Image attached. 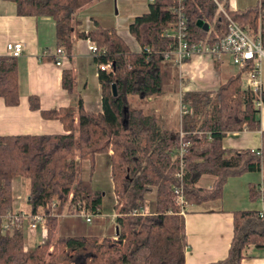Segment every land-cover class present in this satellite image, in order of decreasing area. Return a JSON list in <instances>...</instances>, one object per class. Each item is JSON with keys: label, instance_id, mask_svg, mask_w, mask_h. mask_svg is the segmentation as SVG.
<instances>
[{"label": "trees", "instance_id": "trees-1", "mask_svg": "<svg viewBox=\"0 0 264 264\" xmlns=\"http://www.w3.org/2000/svg\"><path fill=\"white\" fill-rule=\"evenodd\" d=\"M13 1L17 14L51 16L57 47L70 50L73 15L92 0ZM220 2L243 27L254 31L260 27L264 46V0L235 10ZM175 7L176 0H150L147 9L133 18L128 30L140 44L139 51L131 50L112 27L97 25L88 32H77L104 47L98 60L112 61L111 71L97 72L101 110L86 109L81 100L77 110L71 106L42 109L38 96L30 94V107L39 108L44 117L58 118L69 132L0 135V213L16 207L14 183L25 178L26 212H40L46 224V240L29 247L24 246L27 220L5 230L0 224V264H184L188 247L185 218L179 213L173 186L180 183L188 203L200 204L220 197L226 178L244 171H262V181L250 186V197H263V207L234 212L228 255L208 264H242L250 244L264 247V129L255 95L242 86L241 73L229 76L213 90H184L181 100L186 110L172 113L167 106V117L155 105L144 107L131 100L136 96L147 101L178 91L183 76L178 65L163 56L164 50L174 46V39L162 34L176 19ZM185 14L193 41L213 42L227 31L226 19L214 0H185ZM199 21L208 23L209 29ZM62 79L63 86L71 90V71L63 70ZM0 96L7 105L18 103L16 56L0 54ZM242 129H261V146L223 147L227 131ZM182 141L189 144L182 155L180 179L176 151ZM97 153L109 154L114 207L119 212L115 230L104 235L82 217L60 222L64 209L70 215L77 212L78 203L94 214L100 212L102 191L91 185ZM82 160L89 161L84 176L78 172ZM203 175L214 177L210 187L198 184ZM143 208L147 211L141 212ZM81 221L80 229L77 223ZM58 222L59 235L52 239Z\"/></svg>", "mask_w": 264, "mask_h": 264}, {"label": "crops", "instance_id": "crops-1", "mask_svg": "<svg viewBox=\"0 0 264 264\" xmlns=\"http://www.w3.org/2000/svg\"><path fill=\"white\" fill-rule=\"evenodd\" d=\"M114 1L92 0L75 11L72 46L70 50L65 48L66 56L62 63L57 65L54 62V49L57 47L54 19L47 15L17 14L13 0H0V54H7L6 45L8 42L23 44L22 53L16 56L19 100L17 104L7 105L0 96V135L69 132L58 118L44 117L39 108L30 107V94L38 96L42 109L71 106L77 110L78 102L81 100L86 109L101 110V87L95 70V60L88 50L87 37L79 36L77 32H88L97 25L112 27L126 41L131 50L139 51L141 46L129 32L128 25L136 15L147 9L150 0H135L134 10L126 13L122 19H119L120 15L116 14L115 23H113L110 18L102 19L103 15L100 12L111 13ZM122 1L124 4L125 0ZM219 1H225L231 10L243 9L247 5H252L247 0ZM90 8H94L93 11L88 12L89 15L83 16V12ZM96 9L101 10H98L101 15L97 13L98 16H94L93 13ZM209 27L208 24V29ZM178 68L179 74L184 76L186 81L185 90H213L223 82L220 79V74L228 78L240 72L238 65L234 64L227 55L216 59L209 54H195L183 63L181 68ZM214 69L218 70V74L213 73ZM63 70H70L72 73L71 90L63 86ZM207 81H212L213 86H206ZM155 108L160 111L159 106L155 105ZM259 116L261 129H264V105L260 108ZM77 120V115H75L74 122L77 123ZM261 129L227 131L222 138V145L232 148H259L261 146ZM95 157H104V161L109 163L110 167L108 153H97ZM82 161L89 163L88 160ZM262 176V171H244L228 176L223 184L220 197L200 204H190L188 211L184 213L188 240L184 264H208L228 255L233 237L234 212L241 209H261L263 207L260 198L257 201L250 197L251 184L261 182ZM213 178L212 175H203L198 184L210 187ZM21 179H17V183L15 181V190ZM109 189H111L109 192L113 194V210L115 211L116 195L113 192L112 179ZM105 194L106 192H102V200ZM257 203L259 204L257 205ZM95 215L98 216L97 219L100 222L103 220L102 224L94 218ZM95 215L92 217L95 223H92L94 227L90 226L91 229H101L102 235L111 229L112 232L115 230V218H110L109 224L105 223L101 207L100 212ZM91 222L85 223L89 226ZM45 240L46 230L43 231L41 225L40 229L38 226L33 234L26 231L27 247ZM241 263L264 264V247L256 248L250 244L241 258Z\"/></svg>", "mask_w": 264, "mask_h": 264}, {"label": "built area", "instance_id": "built-area-1", "mask_svg": "<svg viewBox=\"0 0 264 264\" xmlns=\"http://www.w3.org/2000/svg\"><path fill=\"white\" fill-rule=\"evenodd\" d=\"M214 1L226 19V33L213 42L205 39H199L197 41L191 40L187 31L185 0H176V19L162 32L164 36L174 39V46L170 49L164 50L163 56L172 59L178 67H181L183 63L195 54H209L216 59L226 55L229 56L231 61L238 65L243 86L254 93V104L260 109L264 103V91L261 78V63L264 60V46L261 42L260 27H258L256 31L251 28L243 27L229 15L226 8L219 0ZM86 39L88 50L96 59V73L98 70H104L107 72L111 71V60H98V58L104 53V47L97 45V43L91 38ZM6 48L7 54L18 56L22 53L23 44L21 42H8ZM145 49L147 51L150 50L149 47H146ZM54 50V62L57 65H60L63 58L66 56V50L64 47L59 46L55 47ZM179 108L180 112L186 110V105L183 104L181 98ZM188 144V141H182L176 151V155L180 157V169L176 172V176L180 179H182L184 172L182 155ZM173 192L176 203L179 206V213L184 214L188 211L190 204L184 196L182 185L180 183L175 184L173 186ZM260 199L263 202V197ZM146 211L147 209L143 208L141 212ZM76 214L84 218L87 222H90L93 215H95L83 204L79 203ZM118 215L119 212L115 210L112 216L115 218ZM23 220H27L26 228L32 234L36 231L39 225H41L43 231L46 230L45 218L40 212L30 214L15 207L14 209L0 213V224L1 228L4 230L20 226ZM24 246L27 247L26 243H24Z\"/></svg>", "mask_w": 264, "mask_h": 264}, {"label": "rangeland", "instance_id": "rangeland-1", "mask_svg": "<svg viewBox=\"0 0 264 264\" xmlns=\"http://www.w3.org/2000/svg\"><path fill=\"white\" fill-rule=\"evenodd\" d=\"M247 1L251 2V4L254 5L259 0H247ZM134 3H135V0H125L124 4H123L122 0H115L112 4V12L111 13L102 12L99 9L98 10L101 11L100 13L103 15L102 19L110 18V21L115 23L116 14H119L120 15L119 19H122L123 17H125L126 13L132 12L134 10V7H133ZM247 6H249V5H247ZM144 7H145V4H144ZM93 9L94 8H90V9H87V11H84L83 16L89 15V13L91 11H93ZM98 10L96 9L94 11V13H93L94 16H98V14H100V13H98L99 12ZM95 70H96V64H95ZM213 73L215 75L218 74V70L214 69ZM220 77H221L220 79L222 81H224L227 78L223 74H220ZM261 78H262V85L264 88V61H262V63H261ZM179 79H180L178 81V87L179 88H178V91H176V93H174V94L169 93V94H166V95L159 97V98H156V99L149 97V99H147V101L146 100H139L136 96H131V100L134 101V103H136L138 105H142L144 107H149L151 105L152 106L153 105L159 106V109L161 110L163 116L167 117V115L165 113L167 111V109H166L167 106H169L170 112H172V113H174L175 110L180 111V108H179L180 107V98L182 97L183 91L185 90L184 89L185 84L182 83L183 82L182 79H185V78L183 76V78H179ZM215 80H216V78H215ZM241 81H242V78H241ZM206 86H208V87L213 86V82L207 81ZM242 86H243V83H242ZM173 99H176V101H173ZM171 102L173 103V105L171 104ZM174 102H175V104H174ZM263 105H264V103H263ZM108 164L109 163L104 161V157H100V158L95 157L94 163H93V175H92V179H91V185L94 188H97L102 192H106V194L103 196V200L101 203V212L103 214L102 216H103L104 222L109 224L110 218L113 217L112 215L114 212V210H113L114 198H113V194H111L109 192V190H111V189H109L111 187V179H110L111 176H110V172H109L110 167ZM88 166H89V163L87 161H80L79 165H78L79 175L80 174H82V176L86 175ZM16 183H17V180H16ZM15 191H16V194H15V196H16V207L21 208L24 211H28L29 205H28L27 200H26L27 199V193H28V182L25 178H22L21 182H19L17 184ZM257 201H259V199H257ZM258 204L259 203H257V205ZM146 208H147V206H146ZM253 209H255V208H253ZM65 211L66 210L64 209L63 213L60 215V222L62 219H65L68 217H72V218L75 217V218L81 220L80 219L81 216H78L76 214V212H73L72 214L69 215ZM97 217H98L97 215L94 216L95 219H97ZM60 222H58V225L54 229L52 239H55L59 235V224H60ZM92 223H94V219H92L91 225H93ZM77 225L80 229H81V227L84 226L82 221L77 223ZM39 229H40V225H39ZM24 243H26V241ZM46 264H49V263H46ZM55 264H62V263H55Z\"/></svg>", "mask_w": 264, "mask_h": 264}, {"label": "water", "instance_id": "water-1", "mask_svg": "<svg viewBox=\"0 0 264 264\" xmlns=\"http://www.w3.org/2000/svg\"><path fill=\"white\" fill-rule=\"evenodd\" d=\"M199 24H200L201 26H203L205 29H208V24H207L206 22H204V21H199ZM112 90H113V93H116V86H115L114 83L112 84Z\"/></svg>", "mask_w": 264, "mask_h": 264}]
</instances>
